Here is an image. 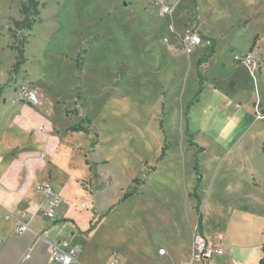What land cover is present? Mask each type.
<instances>
[{"label": "rangeland", "instance_id": "374dc122", "mask_svg": "<svg viewBox=\"0 0 264 264\" xmlns=\"http://www.w3.org/2000/svg\"><path fill=\"white\" fill-rule=\"evenodd\" d=\"M38 1V21L17 31L26 1L0 0V86L22 104L24 92L37 87L52 103L46 108L57 130L79 123L89 129L73 139L79 151L70 175L83 179L97 214L113 207L94 238L93 262L105 264L114 253L118 264H180L188 255L182 227L195 223V161L202 198L213 184L223 201L230 146L241 161L260 137L261 123L249 121L255 96L264 98V0ZM162 8L169 13L161 15ZM202 24L217 55L201 68L206 82L187 125L186 106L198 88L193 64L208 50L185 55L179 37ZM22 39L26 62L15 75L14 47ZM247 55L258 64L254 76L243 65ZM164 137L166 157L156 163ZM1 145L11 152L19 141L7 136ZM67 187L76 206L88 202L74 181ZM162 241L173 250L157 259L151 246Z\"/></svg>", "mask_w": 264, "mask_h": 264}, {"label": "crops", "instance_id": "0c3cea01", "mask_svg": "<svg viewBox=\"0 0 264 264\" xmlns=\"http://www.w3.org/2000/svg\"><path fill=\"white\" fill-rule=\"evenodd\" d=\"M193 3L197 5L196 0H193ZM205 26L206 24H202L199 29L203 37L206 34L209 36L202 30ZM205 50L209 52L210 49H201L191 57L203 54ZM216 55L217 53H214L203 66ZM33 89L39 98L38 106H32L27 101L28 105L15 102L13 94L4 96L2 92L0 96V264H55L50 261L48 245L37 239V235L46 230H49V241H65L70 247L79 249L76 264H97L90 255L92 249L96 248L94 238L106 224L104 219L113 208L109 207L103 214H97L95 209L92 210L91 196L80 186L83 179L70 175L71 170L75 169L73 158L79 151L73 144V139L81 133L67 132L71 126L57 130L50 111L46 108V105L51 107L52 103L45 98L39 88L33 86ZM256 100L257 108L251 107L254 115L249 125H253L254 122L261 123L260 137L254 144V152L248 150L250 145L245 148L246 155L241 161L233 156L236 145L230 146L227 152L229 155L223 159L229 166L230 174L229 186L224 190L226 197L219 201L220 193L213 189L212 184L202 198L203 175L196 190L202 216L201 233L224 250L223 255L212 257L203 264H260L264 256V98L258 94L253 103H256ZM256 110L262 118L257 117ZM188 115L191 123L190 112ZM7 136L19 141V146L11 152H8L9 148H1V139ZM14 150L15 154L12 155ZM58 153L63 154L62 158L65 161L61 160V163L58 161L60 159L56 157ZM80 155L86 167L84 156L82 153ZM90 175L88 173L86 178ZM73 181L88 197V202H83L79 207L75 205V201L70 200L67 191L68 182ZM43 186H49L58 198L52 219H48L41 209V205L51 201L44 195L41 189ZM193 191L191 197L196 208L197 202L192 196ZM89 209L90 213L87 212ZM22 213L30 216V229L22 234H16L14 224ZM234 213H239L240 216L233 217ZM6 215L10 218L7 219ZM103 215L106 217L98 222L94 230L88 232L90 225ZM194 217L195 223L192 227L188 225V230L186 225L182 227L186 234L184 242L188 255L180 264L191 259V239L198 219L196 210ZM53 224L58 228L52 229ZM86 232L88 233L85 234ZM151 248L156 258L161 259L173 250V244L162 241L160 248L156 249L154 245ZM159 250H164V255H159ZM111 257L105 264H110L113 260L116 261L115 264L119 263L117 254L111 253Z\"/></svg>", "mask_w": 264, "mask_h": 264}, {"label": "built area", "instance_id": "2783aa9c", "mask_svg": "<svg viewBox=\"0 0 264 264\" xmlns=\"http://www.w3.org/2000/svg\"><path fill=\"white\" fill-rule=\"evenodd\" d=\"M169 8H162L160 10L161 15H167L169 13ZM180 47L185 55L192 56L194 53L201 49H210L211 41L203 37L198 30L194 28H186L180 35ZM243 65L251 71V75L258 71L256 58L247 55L242 59ZM252 69V70H251ZM23 99L27 101L32 106L39 105V98L37 94L33 91H25ZM256 115L258 118H262L258 110H256ZM42 191L47 198L51 201L41 205V209L45 212L48 219L53 218L54 207L58 203V198L54 195L53 191L49 186H43ZM9 219L10 216L6 215ZM30 216L26 213H22L19 218L15 221L14 229L16 234H22L28 231ZM52 229H57V225L53 224ZM49 230L43 231L37 235L38 240H42L49 247V258L55 264H76L77 258L79 256V249L70 247L65 241H49L48 240ZM164 250H159V255H164ZM224 254V250L217 244L212 243L208 240L202 233L196 231L192 234L191 239V259L187 263L183 264H203L208 259L221 256ZM116 261L113 260L110 264H115Z\"/></svg>", "mask_w": 264, "mask_h": 264}, {"label": "trees", "instance_id": "16d2710c", "mask_svg": "<svg viewBox=\"0 0 264 264\" xmlns=\"http://www.w3.org/2000/svg\"><path fill=\"white\" fill-rule=\"evenodd\" d=\"M26 2L22 5L21 8V14L23 16L22 20L19 22H14V27L17 31H28L32 28L33 24L36 23L38 21V17H39V1L38 0H25ZM24 45H25V39H22L21 42L19 43V45H17L16 47H14V50L17 53V57H16V61L14 63L13 66V74H17V72L21 69L22 66H24L25 62H26V58H25V51H24ZM217 46V42L214 40H211V47L210 50L208 52L207 55H205L204 57H201L199 59L196 60L195 62V69H196V77L198 80V88L194 94V96L192 97V99L187 103L186 106V111H185V119H186V124L188 125V111L190 109L191 106H193L194 104H196L199 101V97L202 94L204 87L203 84L205 82V79L202 76V73L200 71L201 67L203 65H205L214 55L215 53V47ZM5 85L0 86V96L4 90ZM87 123H89L88 120H86ZM160 129H162V125L161 123L159 124ZM67 132L69 133H85L88 134L89 133V129L86 127H83L80 123L77 125H73L71 126L69 129H67ZM191 146H196L192 139L190 138L189 141ZM94 143L91 144V146H93ZM166 138L164 137L163 140V148L161 149V152L159 154V156L156 158V163L162 162L164 161L165 157H166ZM203 149L199 148L198 152H201ZM87 164V162H86ZM193 171L196 175V185L193 191L192 196L196 199V213L198 216L197 219V225H196V231L201 233V223H202V216L201 213L199 211V199L196 195V190L199 187V184L201 182V175L198 173V166H197V161H195L194 165H193ZM134 195H136V189H133L131 192L125 194L121 201L124 202L126 201L128 198L133 197ZM113 207H111L112 209ZM104 217H106V215L100 216L99 219L92 223L90 225V229L88 230V232H91L92 230H94V228L96 227V225L98 224V222L100 220H102ZM88 232H86L85 234H87ZM264 252V251H263ZM260 264H264V256L263 258L260 260Z\"/></svg>", "mask_w": 264, "mask_h": 264}, {"label": "water", "instance_id": "95a60500", "mask_svg": "<svg viewBox=\"0 0 264 264\" xmlns=\"http://www.w3.org/2000/svg\"><path fill=\"white\" fill-rule=\"evenodd\" d=\"M124 7H126L128 4L123 3Z\"/></svg>", "mask_w": 264, "mask_h": 264}]
</instances>
